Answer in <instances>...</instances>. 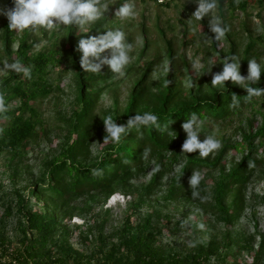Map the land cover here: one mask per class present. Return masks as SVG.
<instances>
[{
  "label": "trees",
  "instance_id": "obj_1",
  "mask_svg": "<svg viewBox=\"0 0 264 264\" xmlns=\"http://www.w3.org/2000/svg\"><path fill=\"white\" fill-rule=\"evenodd\" d=\"M166 1L168 4L172 0ZM108 2L101 0V3ZM7 4L9 9L14 6L12 0H8ZM245 5V1L237 3L241 9ZM112 20L111 15L104 14L88 25L89 32L82 35L78 27L65 26L60 52L50 51V54H30L32 45L28 44L30 32L27 30L17 40L16 50L11 52L15 42L14 30L9 31L8 21L4 24L3 54L10 63L18 60L30 66L31 76L20 78L21 74L9 71L0 80L3 105L10 100L19 102L18 106L9 111H0V154L6 153L20 162L26 156L27 144L38 137L37 129L41 120L33 104L52 92L45 81V70L49 65L63 63L70 68L77 93L71 116L67 120L62 119L65 133L60 153L43 163L39 177L26 184L27 198L16 193L14 201L5 207L2 219L12 215L17 218V236L13 243L4 231H0V264H211L212 259L223 261V253L236 245L252 252L253 237L233 236L230 229L245 209L246 185L262 164V160L256 158L258 146L253 144L256 137L264 135V128L258 129L254 135L242 133L245 147L248 148L246 156L241 157L224 175L220 174L213 179L208 191L204 182L210 175L209 171L224 170L220 162L228 151L237 148L236 144L222 141L218 153L211 159L196 158L197 152L185 154L187 159L184 165L166 187L164 200L191 203L213 218L216 224H223L225 232L221 240L211 234L206 243L195 240L188 250L171 252L160 242V218L158 213H154L137 223H131L129 218H125L121 226L106 236L103 235L102 224L75 226L79 244L91 249L88 255L78 253L68 243L70 230L63 224L64 220L75 214L81 215L83 210H91L88 204H104L115 192H122L133 197L130 206L137 208L144 199L161 190L165 176L182 156L181 145L186 133L181 125L193 112L203 121H222L255 99H246V90L230 80L225 82V88L217 89L204 80L195 84V78L190 76L188 89H181L172 66L159 80L158 89L152 93V89L143 83L151 67L149 63L140 81L134 84L123 113L118 115L116 112H108L101 118L96 117L94 110L99 91L94 90L93 85L98 79L105 80L110 69L105 65L101 73L85 72L80 66L81 53L76 48L79 39L108 30L113 26ZM204 28V38L214 48L217 40L208 39L214 38V34L208 26ZM166 44L167 55L172 62L170 43ZM252 46L249 43L243 53L240 68L243 76L247 75L245 68ZM251 86L264 89V73L259 82ZM233 95L240 100L238 105H231ZM144 112L156 114L161 126L168 125L172 120L169 130L176 134L161 132L151 126L140 130L132 128L122 136L119 143L103 144L106 133L102 120L105 116L111 115L115 123L120 125L126 124L135 113ZM203 136L200 133L201 141ZM94 143L99 145V151L93 156L91 147ZM144 150H147V156H143ZM150 166L152 174L149 182L145 185L134 183L146 174ZM94 169L98 172L94 173ZM196 170L203 177L200 184L191 189L189 179ZM193 192L197 195H192ZM30 198L34 199L33 205ZM260 200L264 204V196ZM78 202L82 208L77 206ZM94 231L97 235L93 234ZM263 256L264 240L250 264H261Z\"/></svg>",
  "mask_w": 264,
  "mask_h": 264
},
{
  "label": "rangeland",
  "instance_id": "obj_2",
  "mask_svg": "<svg viewBox=\"0 0 264 264\" xmlns=\"http://www.w3.org/2000/svg\"><path fill=\"white\" fill-rule=\"evenodd\" d=\"M239 1H245L246 5L243 9L237 6ZM7 2L8 0H0V8L9 9ZM132 2L136 12L133 18L122 20L115 17V10L124 3V0H109L108 10L104 13L113 17V26L108 29L123 30L127 42L133 44V50L130 53V63L126 66L123 76L108 71L105 80L98 79L94 82L93 89L99 91L94 110V115L98 118L108 112L110 114L116 112L118 115L123 113L134 84L140 81L149 63L151 67L143 83L149 86L150 90L152 89V93L158 89L159 80L166 75L170 66L173 68L176 82L180 84L181 89H188L190 76L195 78V84L204 80L206 84L212 86V75L222 68L221 62L224 56L235 55L242 65L243 53L249 43L253 44L249 60L256 59L264 67V0H217V7L201 21L192 17L197 7L194 0H172L168 4L166 0H132ZM217 17L222 25L228 27V31L224 37L217 40L213 48L209 40L204 38V27L209 25L210 20ZM6 21L4 16H0V68L5 60L10 63L2 49ZM27 31L30 32L28 44L32 45L30 54L60 52L65 27L58 32L47 31L43 27L35 31ZM23 32H13L15 42L11 47V52L16 50L17 40ZM79 33L82 35L84 32L79 30ZM166 42L170 43L172 62L169 61V55H167ZM36 44L41 46L36 48L34 47ZM107 54L106 52L105 55ZM201 63L203 67H194ZM213 63L211 72L205 73ZM247 67L248 64L246 71ZM8 72L0 71V80L6 77ZM45 72L47 73L45 81L51 87L52 92L46 98L35 101L33 104L41 120L37 129L38 137L27 144L26 156L20 162L13 160L6 153L0 154V231H4L13 243L17 236V218L12 215L7 219H2L5 207L9 202L14 201L16 193L27 198L26 184L39 177L43 163L60 153L62 137L65 133L62 119L67 120L75 107L77 88L72 70L63 63H55L49 65ZM20 78H23L22 74ZM212 87L221 89L219 85ZM18 104V100H10L4 103V106L6 111H9ZM260 128H264V95L255 97L254 101L239 108L236 113L225 120L207 119L204 121L200 130L201 134L204 136L213 134L220 142L229 141L237 145V148L228 151L220 162L224 170L209 171L210 175L205 178L204 182L207 191L212 186L213 179L219 177L220 174L224 175L228 169L240 161L241 157L246 156L248 148L245 147L242 133L254 135ZM253 145L258 146L256 158L261 159L262 164L257 167L246 185L245 209L230 229L233 236L253 237L251 243L253 251L240 249V245H236L223 253L225 256L223 261L212 259L211 264H250L264 240V204L260 200L264 196V135L256 137ZM219 149L210 153L208 158H214ZM98 151L99 145L94 143L91 147L92 155L94 156ZM195 157L202 158L199 157L198 151ZM186 159L187 156L182 154L179 162L165 176L161 190L144 199V202L140 203L137 208L130 206L132 196L115 192L104 204H88L91 210L87 212L83 210L81 215L75 214L70 219H65L63 224L69 227L68 243L72 249L83 255H88L91 251L90 248L79 244V234L78 230L74 229L75 226L90 227L102 224L100 226L103 235L106 236L113 229L121 226L125 218H129L131 223H137L154 213H158L160 218L158 222L162 233L160 242L171 252L181 253L188 250L195 240L206 243L211 234H214L217 240H221L225 232L223 224H216L213 218L191 203L164 200L166 187L170 185L171 179L176 176ZM151 168L152 166L134 183L147 184L151 178ZM114 196H117L118 200L109 204ZM30 203L32 205L35 203L33 198H30ZM77 206L82 208L79 202ZM179 222L182 224H178ZM93 234L97 235L96 231ZM261 264H264V256Z\"/></svg>",
  "mask_w": 264,
  "mask_h": 264
},
{
  "label": "clouds",
  "instance_id": "obj_3",
  "mask_svg": "<svg viewBox=\"0 0 264 264\" xmlns=\"http://www.w3.org/2000/svg\"><path fill=\"white\" fill-rule=\"evenodd\" d=\"M194 2L197 7L192 17L197 21L208 17L217 7V0H194ZM12 3L14 6L11 9L0 8V16L7 19L9 31L14 30L17 33L24 30L35 31L40 27L47 31L58 32L65 26H76L80 31L88 33L87 26L99 20L108 10V5L101 3V0H12ZM114 15L122 20L135 17V5L132 0H124V3L115 10ZM208 27L210 32L214 33V38L206 37L212 40H220L228 31V27L222 25L218 17L210 20ZM40 46V44H36L34 47L39 48ZM76 50L81 53L80 66L85 72L101 73L102 67L106 65L111 73L123 76L124 70L131 60L130 53L133 50V44L127 42L123 30L116 28L79 39ZM106 52L107 55H105ZM221 63L222 70L212 75V86L219 85L225 88V82L230 80L246 90L245 98L248 100L264 95V89L251 86L257 84L264 73V68L256 59L248 60L246 76L241 75L240 60L235 55L224 56ZM213 65L214 63L207 68L205 73L211 72ZM194 67H203V64L194 65ZM0 71L15 72L28 78L31 76V67L18 60L11 63L5 60ZM189 86L191 87L192 84L190 83ZM239 101L233 95L231 105H238ZM5 110L3 100L0 98V111ZM102 122L106 133L103 144L119 143L122 136L129 133L128 130L132 128L140 130L151 126L161 132L175 133L169 130V125L173 123L172 120L168 125L161 126L158 116L152 112L135 113L134 116L129 117L126 124L118 125L111 115L105 116ZM203 124L204 121L193 112L181 125L183 132L186 133V138L181 145L182 154L198 151L199 157L204 158L221 147L220 140L213 134L204 136L203 141L199 139ZM147 154V150H144L143 156H147ZM93 172L97 173L98 170L94 169ZM201 180L200 171H193L189 179L190 188L195 189ZM192 195H197V193L193 192Z\"/></svg>",
  "mask_w": 264,
  "mask_h": 264
},
{
  "label": "bare ground",
  "instance_id": "obj_4",
  "mask_svg": "<svg viewBox=\"0 0 264 264\" xmlns=\"http://www.w3.org/2000/svg\"><path fill=\"white\" fill-rule=\"evenodd\" d=\"M118 200V197L117 196H114L110 199L109 201V204H112L113 202L117 201Z\"/></svg>",
  "mask_w": 264,
  "mask_h": 264
}]
</instances>
